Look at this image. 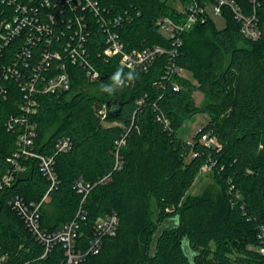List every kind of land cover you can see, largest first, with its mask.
Segmentation results:
<instances>
[{
  "label": "trees",
  "instance_id": "obj_1",
  "mask_svg": "<svg viewBox=\"0 0 264 264\" xmlns=\"http://www.w3.org/2000/svg\"><path fill=\"white\" fill-rule=\"evenodd\" d=\"M100 2L112 14L124 9L130 12L132 17L118 27L127 49L157 44L174 53L158 55L147 70L130 69L120 65L117 56H103L104 33L95 23L89 25L85 57L90 67L100 71L99 78L90 81L81 65H71L70 87L39 94L32 116L37 152L53 153L54 143L61 136L72 142L68 151L54 154L58 183L41 208L42 227H60L81 205L86 212L78 238L83 248L98 216L111 212L118 215L116 233L105 236L100 250L78 264H264V253L259 251L264 246V0L257 8L260 34L256 39L245 38L239 23L224 7L223 28H216L206 16L181 34L179 45H173L157 29V18H178L167 0ZM236 2L246 12L251 9L249 0ZM4 6L6 2L0 0V8ZM68 14L65 9L59 19L65 20ZM206 29L210 37L201 36ZM169 62L190 71L196 83L185 77H165ZM118 69L125 74L132 71L137 78L126 81L112 95L102 92L101 85L111 84ZM173 82L179 85L177 90L172 89ZM7 83V97L0 100L3 264H62L61 244L42 256V244L8 203L14 194L26 202L43 196L49 181L40 171L38 160L20 158L24 169L15 173L9 185L1 183L2 176L13 170L8 158L17 147V131L8 130L5 123L18 113L21 101L17 83ZM195 89L206 101L201 107L193 103ZM103 105L104 117L98 112ZM199 110L207 111L210 118L190 141H185L177 128L184 118ZM204 132L219 145L202 142ZM122 137L120 165L114 168L116 140ZM212 162L220 194H189L197 172ZM78 178L92 184L83 201L74 188ZM49 203L56 210L51 221L45 209Z\"/></svg>",
  "mask_w": 264,
  "mask_h": 264
},
{
  "label": "built area",
  "instance_id": "obj_2",
  "mask_svg": "<svg viewBox=\"0 0 264 264\" xmlns=\"http://www.w3.org/2000/svg\"><path fill=\"white\" fill-rule=\"evenodd\" d=\"M2 1L13 9L10 10L7 6L0 8V100L7 97V82L13 80L21 93V101L17 106L18 113L11 115L5 123L8 130L17 131V147L8 158L13 164V170L2 176L1 183L9 185L15 173L24 169L20 158L35 157L38 160L40 171L49 181L43 196L38 201L26 202L22 196L14 194L8 203L21 216L35 239L42 244V256L59 243L63 248L62 264H78L88 254L100 250L105 236L116 233L119 219L115 212L98 216L92 225V234L83 248L78 238L86 212L81 205L74 217L60 227L53 230L42 227L41 208L49 199V192L55 189L58 183L54 154L58 151H68L72 142L69 137L61 136L54 143L53 153H40L34 149L36 122L32 116L37 111V97L41 93L67 90L70 87L69 67L75 63L82 66L88 80L95 81L99 78L100 71L90 67L85 57L84 43L91 23L98 25L104 33L103 56H117L118 63L127 68L147 70L158 55L166 51L174 52L157 44L127 49L119 35L118 27L124 19L132 17L130 12L124 9L121 13L112 14L100 0ZM178 1V6H175L178 18L161 16L156 19L158 31L170 39L173 45L181 43V34L185 30L206 19L209 8L224 17L223 8L227 7L239 23L245 38L256 39L260 34L257 16L260 0H249L251 9L248 12L236 0H208L204 3L198 0ZM65 9L69 13L68 16L65 20L62 17L59 19L58 15L63 14ZM63 23L65 27H62ZM12 45L15 47L12 48ZM173 76L185 77L184 68L169 62L165 77L170 79ZM178 88L179 85L173 82L172 89ZM98 112L104 117L106 107L103 105ZM163 121L168 123L166 118ZM200 140L206 145H219L209 132L202 133ZM123 144V137L116 140L114 168L120 165L119 149ZM107 177L108 174L99 181ZM74 188L82 195L83 201L92 184L78 178L74 182ZM259 251L264 253V246L260 247ZM4 260L5 255L0 254V264H3Z\"/></svg>",
  "mask_w": 264,
  "mask_h": 264
},
{
  "label": "rangeland",
  "instance_id": "obj_3",
  "mask_svg": "<svg viewBox=\"0 0 264 264\" xmlns=\"http://www.w3.org/2000/svg\"><path fill=\"white\" fill-rule=\"evenodd\" d=\"M167 2L171 5L178 6L179 1L178 0H167ZM208 16L213 21L216 28H223L225 26V18L223 16H220L214 12L211 11V9H208ZM199 33H196L195 36H198ZM202 37H210L209 30L206 29L205 32L201 33ZM184 75L185 78L190 79L192 82L196 83V80L192 76V73L184 68ZM192 100L195 106L201 107L206 103L203 94L201 91L195 89L192 91ZM210 116L209 113L205 110H199L188 117L184 118L180 125L177 128V133L179 136L185 140L190 141L195 132L201 128L204 124H206L209 120ZM212 163L203 165L200 170L197 172L194 181L190 188L188 189V193L192 195H199V196H209V197H216L220 194V185L217 183L215 178L213 177ZM232 188V185H230L229 189ZM238 195V193H236ZM46 213L48 215L49 221L53 217H55L56 210L53 203H49L46 206Z\"/></svg>",
  "mask_w": 264,
  "mask_h": 264
},
{
  "label": "clouds",
  "instance_id": "obj_4",
  "mask_svg": "<svg viewBox=\"0 0 264 264\" xmlns=\"http://www.w3.org/2000/svg\"><path fill=\"white\" fill-rule=\"evenodd\" d=\"M136 78H137V74H135L134 72L130 71L127 74H125L122 69H118L111 77L112 83L101 85V91L106 92L109 95H112L115 93L117 89H122L126 81L131 82Z\"/></svg>",
  "mask_w": 264,
  "mask_h": 264
},
{
  "label": "water",
  "instance_id": "obj_5",
  "mask_svg": "<svg viewBox=\"0 0 264 264\" xmlns=\"http://www.w3.org/2000/svg\"><path fill=\"white\" fill-rule=\"evenodd\" d=\"M103 79V76L100 78V80H102ZM112 103L111 102H108V107L109 108H111L112 107V105H111ZM116 110H118L117 108H116Z\"/></svg>",
  "mask_w": 264,
  "mask_h": 264
}]
</instances>
